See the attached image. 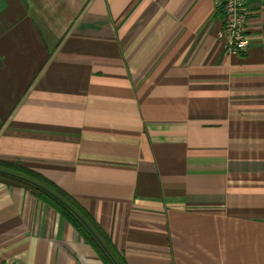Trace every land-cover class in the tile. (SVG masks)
Wrapping results in <instances>:
<instances>
[{"label":"crops","instance_id":"obj_1","mask_svg":"<svg viewBox=\"0 0 264 264\" xmlns=\"http://www.w3.org/2000/svg\"><path fill=\"white\" fill-rule=\"evenodd\" d=\"M0 0V160L70 195L126 264H264V0ZM0 264H106L0 181Z\"/></svg>","mask_w":264,"mask_h":264},{"label":"trees","instance_id":"obj_2","mask_svg":"<svg viewBox=\"0 0 264 264\" xmlns=\"http://www.w3.org/2000/svg\"><path fill=\"white\" fill-rule=\"evenodd\" d=\"M0 169L11 171L13 173L29 178L41 184L42 186L46 187L56 195H58L75 212H77V214H79L81 218H83L85 222L94 230V232L101 239V241L109 250V252L116 259V261L119 264H126L123 257L120 255L118 250L113 246L107 235L103 232V230L99 227V225L91 217V215L59 186H57L56 184H54L52 181L45 178L41 174L29 170L15 163H8L0 160ZM0 181L8 184H15L18 186H22L26 188L31 194L47 201L65 217V219L77 230V232L83 237V239L86 242L92 245V247L97 251V253L100 255V257L106 264H114L113 261L108 256V254L106 253V251L102 248V246L98 243V241L94 238V236L89 232V230L84 226V224L79 220V218L64 204L59 202L55 197L51 196L49 193L45 192L39 187H36L26 181H23L21 179L3 173H0Z\"/></svg>","mask_w":264,"mask_h":264},{"label":"built area","instance_id":"obj_3","mask_svg":"<svg viewBox=\"0 0 264 264\" xmlns=\"http://www.w3.org/2000/svg\"><path fill=\"white\" fill-rule=\"evenodd\" d=\"M247 0H216L222 27L218 33L224 39L223 51L227 55L245 52L249 45L246 29L248 18Z\"/></svg>","mask_w":264,"mask_h":264},{"label":"water","instance_id":"obj_4","mask_svg":"<svg viewBox=\"0 0 264 264\" xmlns=\"http://www.w3.org/2000/svg\"><path fill=\"white\" fill-rule=\"evenodd\" d=\"M0 173L9 175V176H13L16 177L18 179H21L23 181H26L36 187H39L40 189L44 190L45 192L49 193L51 196L55 197L59 202H61L62 204H64L67 208H69L78 218L79 220L84 224V226L89 230V232L94 236V238L98 241V243L102 246V248L106 251V253L108 254V256L110 257V259L113 261L114 264H119L116 259L113 257V255L109 252V250L106 248V246L103 244V242L101 241V239L97 236V234L94 232V230L85 222V220L83 218H81V216L79 214H77V212H75L67 203H65L58 195H56L55 193H53L52 191H50L49 189H47L46 187L42 186L41 184L26 178L24 176H21L19 174L13 173L11 171H7V170H3L0 169Z\"/></svg>","mask_w":264,"mask_h":264}]
</instances>
